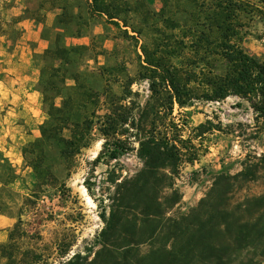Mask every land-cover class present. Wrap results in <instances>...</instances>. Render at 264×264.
Wrapping results in <instances>:
<instances>
[{
    "label": "rangeland",
    "instance_id": "rangeland-1",
    "mask_svg": "<svg viewBox=\"0 0 264 264\" xmlns=\"http://www.w3.org/2000/svg\"><path fill=\"white\" fill-rule=\"evenodd\" d=\"M14 1L0 0V212L14 219L9 227L12 239L0 250V264H63L76 253L97 248L95 242L104 226L101 213L109 209L115 191L110 177L133 175L142 167L136 150L112 160L104 149L99 118L108 111L106 92L121 96L137 79L142 45L151 47L156 39L161 41L164 31L178 34L183 26L207 22L220 0H105L102 6L117 18L92 13L101 21L105 17L102 24L97 23L105 33L79 44L64 43L36 52L32 58L36 67L15 64L14 54L18 51L30 59L34 45L30 47L19 24L22 15L15 14ZM221 1L238 8L241 44L264 62V0ZM78 22L79 32L89 25L88 18ZM175 25L179 28L174 30ZM34 70L40 110L29 114L26 101L10 92L15 87L7 74L20 77ZM131 89L129 100L145 104L150 95L148 82L137 80ZM15 105L24 113H8ZM175 116L181 124L187 123L185 137H194L202 150L198 161L182 166L177 185L183 198L172 213L196 207L218 175L247 170L233 181L231 210L224 214L230 223L228 234L212 232V236L233 241L240 221L246 234L254 236V244L243 253L235 251V244L227 250L233 253H200L192 264H264V116L238 96L196 101L183 110L176 107ZM87 117L95 121L90 132L74 127ZM208 120L211 124L199 131L197 127ZM74 129L77 142L87 146L79 152L70 148L75 153L67 157L61 137L74 138ZM9 144L19 152L14 161L3 150ZM102 151V162L96 163ZM254 218L255 224L248 223Z\"/></svg>",
    "mask_w": 264,
    "mask_h": 264
},
{
    "label": "trees",
    "instance_id": "trees-1",
    "mask_svg": "<svg viewBox=\"0 0 264 264\" xmlns=\"http://www.w3.org/2000/svg\"><path fill=\"white\" fill-rule=\"evenodd\" d=\"M104 3L91 0L92 13L117 18L102 6ZM231 4L220 0L207 22L183 26L178 34L164 31L161 41L156 39L151 47L142 45V62L134 82H148L150 95L145 104L129 100L133 81L121 96L106 92L108 111L99 118L104 149L112 160L136 150L142 167L133 175L110 177L115 191L109 209L101 213L104 226L95 242L97 248L76 253L63 264H192L204 253H233L227 252L233 244L237 253H243L254 244V236L246 234L240 221L236 222L233 241L212 236L217 232L226 237L229 232V219L224 214L231 210L233 181L247 174L245 168L235 175H218L196 207L172 213L183 198L177 185L182 166L198 161L202 150L194 137H185L187 123L176 119V107L183 110L196 101L238 96L247 100L258 116H264V62L242 46L238 8L234 10ZM94 122L87 117L74 127L90 132ZM209 124L208 120L197 129L202 131ZM76 134L74 129V138L61 137L62 153L67 157L87 146L77 142ZM73 147L75 152L70 151ZM102 155L103 151L96 163L102 162ZM219 199L224 203L218 204ZM256 222L255 218L248 221ZM2 248L4 244H0Z\"/></svg>",
    "mask_w": 264,
    "mask_h": 264
},
{
    "label": "crops",
    "instance_id": "crops-1",
    "mask_svg": "<svg viewBox=\"0 0 264 264\" xmlns=\"http://www.w3.org/2000/svg\"><path fill=\"white\" fill-rule=\"evenodd\" d=\"M90 3L91 0H15L13 10H18L15 13L16 15H22V20L19 21V24L22 26L27 39L31 42L30 47L32 44L34 45L31 47L30 59H25L18 55L19 52L17 51L14 54L16 56L15 64L30 67L34 65L32 58H34L36 52H44L49 48L64 46V43L79 44L90 40L96 34L105 33L104 29L100 28L97 23L102 24V21L107 16L103 13L105 17L102 18V21L95 17L92 14ZM69 15L70 18L68 17ZM81 18H88L89 25L82 28L79 32L80 24L78 19ZM106 24L113 27L110 23ZM31 70L33 71V68ZM7 76L15 87L10 92L14 94L15 98L18 97L24 99V102L26 101V113L37 114L40 110L38 103L41 99V93L36 88L38 77L35 74V70L31 75L19 77L18 75L11 76L7 74ZM8 113L18 115L24 113V110L15 105L8 110ZM9 146L5 147L4 145L3 150L5 151V156L14 161L13 156H19V152H17L16 148L13 149L11 144ZM13 224V218L0 212V244L9 240V227Z\"/></svg>",
    "mask_w": 264,
    "mask_h": 264
}]
</instances>
